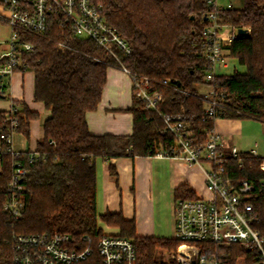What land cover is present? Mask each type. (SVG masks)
<instances>
[{"label": "trees", "instance_id": "1", "mask_svg": "<svg viewBox=\"0 0 264 264\" xmlns=\"http://www.w3.org/2000/svg\"><path fill=\"white\" fill-rule=\"evenodd\" d=\"M91 1L103 6L108 23L132 48L130 54L116 50L121 62L149 76L164 93L159 110L185 116L190 128L204 139L215 122L204 119L203 102L197 97L199 87L207 83L209 66L201 48L207 24L204 14L212 9L208 0ZM218 17L221 23L249 30L239 34L230 46V56L246 71L216 74L210 82L226 94L219 107L221 117L264 122V0H244L242 7L226 8ZM20 34L34 44V49L22 56L35 74L34 99L44 102L51 114L35 150L0 156V248L14 234L58 231L67 233L72 244L94 247L86 259L73 264H102L96 247L105 234L99 226L102 221L118 227L117 235L133 239L136 264H180L167 254L182 243L181 239L139 235L134 219L121 212L99 213L97 209L96 159L149 156L161 147L170 148L174 137L162 132V117L133 99L129 109L134 117L132 134L91 133L86 114L98 108L109 61H115L114 57L95 42L76 36L70 23L57 14L48 16L45 32ZM0 97H8V93H0ZM17 115L19 131L29 137L30 121L39 113L24 105ZM4 117L5 111L0 110V128ZM34 151L39 158L29 163ZM18 159L26 162L29 171L23 180L26 207L23 216L15 219L3 205L9 194L13 162ZM225 165L226 174L235 181L255 183L251 201L256 218L251 224L264 236V155L242 151L236 157L228 156ZM174 195L175 199L196 197V192L185 183L176 187ZM198 245L207 254L221 253L223 264H261L256 249L240 242L220 246L203 241Z\"/></svg>", "mask_w": 264, "mask_h": 264}, {"label": "built area", "instance_id": "2", "mask_svg": "<svg viewBox=\"0 0 264 264\" xmlns=\"http://www.w3.org/2000/svg\"><path fill=\"white\" fill-rule=\"evenodd\" d=\"M0 2L4 10L0 12V20L10 28L7 40H0V93H8L5 76L16 71H30L22 56L32 51L34 44L23 40L20 32H45L50 14L66 19L76 36L95 42L114 57L115 61H109V65L129 75L133 98L142 102L146 109L156 110L164 120L162 132L172 134L174 141L170 148L158 149L154 156L172 157L188 164L209 165L205 180L210 195L196 194V197H180L174 201L175 237L181 239L182 243L171 251L169 258L180 264H223L221 253L207 254L198 242L208 241L220 246L240 242L256 249L260 263L264 264V236L251 224L256 218L251 201L256 190L255 183L247 179L235 181L226 174L228 156L236 157L240 151L236 147L225 149L214 128L202 139L190 128L185 116L159 110L158 105L165 100L164 93L149 76L135 72L121 62L116 50L130 54L132 48L108 23L101 4L91 0ZM208 4L212 9L204 14L207 24L201 42L202 52L209 63L205 76L207 83L199 87L197 97L203 102L204 119L215 120L222 114L219 107L226 94L217 91L210 82L218 74V68L226 66L231 57L230 46L239 33L238 28L221 23L218 17L222 10L231 8L232 4L218 6L216 0H208ZM4 43L5 48H1ZM163 82L168 84L169 80ZM18 109L12 103L5 110L0 128V156L20 153L13 148V136L19 131ZM250 152L257 155L255 149ZM38 158L39 154L34 151L28 161L32 163ZM28 171L23 159L13 162L9 194L3 208L15 219L23 216L26 207L27 187L23 180ZM84 238L90 239L89 236ZM96 247L102 264H136V246L132 238L105 233L97 240ZM93 251L94 247L72 244L67 233H18L4 241L0 248V264H73L86 259Z\"/></svg>", "mask_w": 264, "mask_h": 264}, {"label": "crops", "instance_id": "3", "mask_svg": "<svg viewBox=\"0 0 264 264\" xmlns=\"http://www.w3.org/2000/svg\"><path fill=\"white\" fill-rule=\"evenodd\" d=\"M0 12L4 10L1 9ZM7 35L9 36V32ZM8 36L0 40H7ZM1 48H5V43ZM231 58L220 70L229 66ZM242 67L246 71V67ZM6 82L8 97H0V110H7L13 103L20 110L25 105L39 113L38 118L30 121L29 137L21 131L14 134L13 148L17 151L35 150L44 137V122L51 111L44 102L34 99L33 71H16L8 75ZM133 99L129 75L117 67H109L98 108L86 114L91 133L132 134L134 117L129 109L133 105ZM214 131L219 135L225 149L236 147L240 152L255 149L257 155H264V122L261 120L220 116L215 119ZM208 168V163L188 164L180 159L154 155L110 159L98 157V212H121L127 219H134L139 235L173 237L176 187L187 183L196 194L209 196L205 180V171ZM109 227L117 229L115 233H118V227Z\"/></svg>", "mask_w": 264, "mask_h": 264}, {"label": "rangeland", "instance_id": "4", "mask_svg": "<svg viewBox=\"0 0 264 264\" xmlns=\"http://www.w3.org/2000/svg\"><path fill=\"white\" fill-rule=\"evenodd\" d=\"M216 2L218 4V6H224V7L230 3L233 4L234 7H237V8L242 7L244 5V0H216ZM1 9H3V7H2V4L0 3V10ZM9 31H10V28L8 27V25L0 20V39L6 38L8 36L7 33ZM109 67H113V66H109ZM235 69H238L240 72L245 71V68L242 67V65H240V63L238 62V60L236 58H231L229 66L227 68L222 69V70H220V68H218V72L219 73H225V74H231L235 71ZM7 79H8V76H5V80H7ZM99 226L102 227V229L105 233H115L117 231V229L107 226L102 221L99 222ZM169 255H170V253H169ZM169 255L167 254L168 257H169Z\"/></svg>", "mask_w": 264, "mask_h": 264}, {"label": "water", "instance_id": "5", "mask_svg": "<svg viewBox=\"0 0 264 264\" xmlns=\"http://www.w3.org/2000/svg\"><path fill=\"white\" fill-rule=\"evenodd\" d=\"M205 19H206V16H205ZM248 32H249V30L247 29V28H245V27H240V28H238V33L240 34V35H242V34H248ZM2 77V74H0V78Z\"/></svg>", "mask_w": 264, "mask_h": 264}]
</instances>
